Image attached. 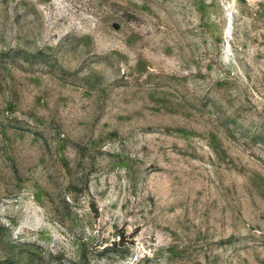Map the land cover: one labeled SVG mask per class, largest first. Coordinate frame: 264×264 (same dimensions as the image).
Segmentation results:
<instances>
[{"label": "rangeland", "instance_id": "rangeland-1", "mask_svg": "<svg viewBox=\"0 0 264 264\" xmlns=\"http://www.w3.org/2000/svg\"><path fill=\"white\" fill-rule=\"evenodd\" d=\"M0 264H264V0H0Z\"/></svg>", "mask_w": 264, "mask_h": 264}]
</instances>
